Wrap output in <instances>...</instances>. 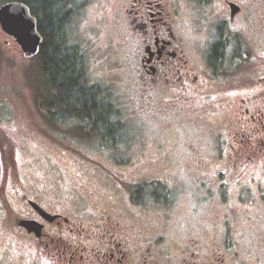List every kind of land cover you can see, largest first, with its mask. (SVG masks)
<instances>
[{"label": "flooded vegetation", "instance_id": "flooded-vegetation-1", "mask_svg": "<svg viewBox=\"0 0 264 264\" xmlns=\"http://www.w3.org/2000/svg\"><path fill=\"white\" fill-rule=\"evenodd\" d=\"M106 1L121 45L118 72L129 112L110 113L112 136L91 128L85 136L73 132L74 145L102 146L105 159L122 169L102 172L124 193L127 212L115 217L114 205L99 207L88 194H73V201L60 189L46 194L20 168L26 135L12 116L0 124V237L7 241L0 264L14 256L20 264H264L253 262L237 235L261 227L254 205L264 211V0ZM0 36L35 63L39 52L26 59L1 28ZM4 42L0 67L14 59ZM132 118L156 138L180 128L182 142L162 154L165 159L147 160L146 176L126 181L127 171L143 166L131 160L128 151L135 149L120 138ZM78 147L77 161L98 171L99 162ZM159 166L183 167L204 189L193 196L200 237L174 244L167 254L163 231L179 202L171 191L158 190L164 185ZM214 187L221 194H205ZM234 187L247 194H227Z\"/></svg>", "mask_w": 264, "mask_h": 264}, {"label": "rangeland", "instance_id": "rangeland-1", "mask_svg": "<svg viewBox=\"0 0 264 264\" xmlns=\"http://www.w3.org/2000/svg\"><path fill=\"white\" fill-rule=\"evenodd\" d=\"M77 1L79 7L75 10L68 28L73 44L78 46L84 56L90 81L102 86L110 93L118 111L129 112L127 108H124L122 102L124 81L122 77L120 79L118 72L121 61V45H119L113 29L110 5L106 0ZM2 3L3 0H0V5ZM4 41L10 42L7 52L13 54L14 59L8 62L9 64L0 67V124L8 118L16 116L14 127L26 135L23 140V158H18L20 168L27 172V177L31 178V181L44 187L43 190L46 194H56L60 189L59 194H69L72 201L73 194H88L93 199L89 201L99 204V207L114 205V212H112L115 217L126 213L123 200L120 198L124 193L102 172L103 168L113 173H121L122 169L105 159L104 153L99 150H103L104 147L99 146V149L96 150L95 145L89 149H85L81 145L79 147L74 145V143H78L74 133L79 135L81 131L74 126L73 122L50 121L52 116L44 110L38 96L39 75L36 65L24 61L12 39L0 36L1 45L6 47ZM125 126V131L120 138L135 149L128 153L136 166L143 165L142 168L136 167L127 171L124 176V178L128 177L126 181L146 176L147 160L165 159L166 157L162 154L167 155L170 147L175 150L182 142L180 128L173 130L174 135L170 138L164 134H158V138H156L152 136L150 126L140 124L133 118L127 120ZM118 142L119 140L116 141V143ZM75 146L99 162L98 171L83 166L77 161L73 156V147ZM140 148L148 150L145 157L143 150L140 151L142 152L140 157L137 155ZM128 153L117 151L118 156L123 158H128ZM168 158L172 157L169 155ZM156 171H158L156 175L164 180V185L158 190L171 191V194H174L179 202L178 207L176 206L177 208L175 207L176 209L173 210L172 222L163 231L170 243L163 248L167 254L172 253L174 244H181L187 239L200 237L201 230L196 227L199 213L194 210L195 199L193 196L202 194L204 189H201L195 175L192 172H187L183 167L159 166L156 167ZM54 174H60L62 179L54 180ZM32 185L37 184L32 183ZM215 190L214 187V192L206 191L205 194H221V191L217 190L216 193ZM222 194H224L223 190ZM227 194L247 193H239L234 187ZM183 197L186 198L183 199ZM253 211L261 227L238 230V240L244 252L251 255L253 262L264 261V223H261L264 222V218H262L264 216L263 206L254 205ZM6 242L5 236L2 235L0 237V252L6 248ZM25 263L27 264V262ZM10 264H20V261L14 256Z\"/></svg>", "mask_w": 264, "mask_h": 264}, {"label": "trees", "instance_id": "trees-1", "mask_svg": "<svg viewBox=\"0 0 264 264\" xmlns=\"http://www.w3.org/2000/svg\"><path fill=\"white\" fill-rule=\"evenodd\" d=\"M25 4L36 19L42 37L34 65L39 75V99L44 110L52 114L51 122L76 118L80 133L86 129L102 136H112L115 124L110 113L117 106L110 93L90 81L87 64L73 44L69 24L79 7L77 0H3ZM111 115V116H110ZM112 138V137H111Z\"/></svg>", "mask_w": 264, "mask_h": 264}, {"label": "water", "instance_id": "water-1", "mask_svg": "<svg viewBox=\"0 0 264 264\" xmlns=\"http://www.w3.org/2000/svg\"><path fill=\"white\" fill-rule=\"evenodd\" d=\"M0 28L15 39L24 58L29 59L38 54L42 37L37 31L35 18L25 4L10 1L2 5L0 7Z\"/></svg>", "mask_w": 264, "mask_h": 264}]
</instances>
